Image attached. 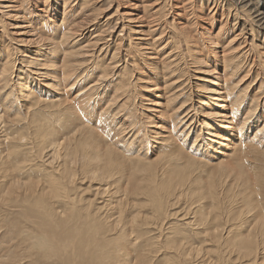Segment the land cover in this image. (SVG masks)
<instances>
[{
	"label": "bare ground",
	"instance_id": "bare-ground-1",
	"mask_svg": "<svg viewBox=\"0 0 264 264\" xmlns=\"http://www.w3.org/2000/svg\"><path fill=\"white\" fill-rule=\"evenodd\" d=\"M48 1L41 0L43 7L38 10L45 13L41 14L36 12V10L34 11L33 5L30 4L29 0H0V38L5 35L2 31V28L7 27L5 20L10 17L15 21L13 23L15 26L11 25V28L15 30L8 31V34L12 36L9 42H13L18 46L15 48H5L4 43H0L2 46V49H0V105L3 107V110H6L5 112H8L7 115L12 110L9 106L13 105L16 100H19V96L21 98L27 97L28 104L24 105V111L30 113L29 110L36 109L35 111L32 110L30 115L28 114V121L26 120L30 129L28 134L38 139L52 134L49 139L50 141L62 139L63 142L61 140V143L64 144V147L74 143L72 148L74 151L87 148L93 155L94 161L92 165L85 167L79 173L87 174L92 179L98 177L104 181V188L101 189L103 192L100 193H106L110 198L115 196L118 198L116 202L110 201L111 210L114 211L117 209H114V206H118V201H122V199L127 198L131 194H137L136 187H132V189L127 191L128 185L126 183H124V187L121 189L120 184L125 175H131L134 172L144 170V166H140L143 160L144 163L151 164L154 167L155 164H158L159 155L166 152L167 157L173 160L168 162L170 166L159 169V174L151 172L150 178L155 183L157 189L164 184L163 179L167 177L165 180L168 182L167 188L172 186V189L164 197L157 195L153 203L155 207L154 211L162 219L175 217L179 218V221L182 220V222L185 220L184 224L189 230H191L190 228L194 231L199 229L202 238H206V240L209 238L210 242H214L217 248L215 252L219 255V258L216 264H264V121L260 123V126L258 125L261 121L258 116L260 113H264V87L262 86L264 78L262 82H259L257 90L253 93L247 105L246 100L249 98L248 91L252 86L251 83H254V81L250 79V69L244 71L245 63H254L255 54L253 51L255 48H258L260 51L262 50L260 46L264 45V43L255 44L253 41L254 33H261L263 37L261 41H264V11L260 10L263 0H225V5H223L228 11L227 17L234 11L233 16L237 13L240 16H244V19L239 23V31L233 32L234 34L226 39V45L221 50V57L214 53L215 46L218 44L214 41L215 39L209 38L212 33L207 32L204 35L196 28L195 34L192 36L187 26L191 27L194 24L193 22L187 25L185 23H175V19H179V17L175 18V15L182 16L188 10L189 5H194L200 9L203 4L204 7L210 10L208 14L211 12V15H213L218 7L214 3L215 1L213 2L212 0H181L179 1V5H173L169 0H165L160 7L155 5L159 0H139L143 11H141V15H137L138 18L134 16L138 20H133L132 12H128L127 10L121 12L117 10V7L107 18L105 17L103 25L98 23L100 28L92 31L90 37L87 39H82L87 33L83 31L84 29L77 28L76 20L80 16L79 13L88 6L90 1L92 4L93 0H54L53 6H50ZM175 6L178 9L176 12L173 11ZM189 9L191 10V8ZM27 10L29 12H25ZM30 11L34 13L33 17L35 18L30 15ZM165 11L168 12L165 13ZM172 12L174 15H172L171 20H168L167 15ZM34 19L36 22H34ZM233 20H236V17ZM18 21H24V24L28 21L29 24H33V27L29 28V24L21 26ZM118 21H120L121 26L120 33L113 38L114 35L109 34L110 32L107 34L106 32L112 28V22L116 24ZM248 21L251 23H248ZM226 22L227 19L219 26L217 33L212 36L216 37L220 33L225 32ZM174 24L178 26L175 27ZM231 25L235 26L236 22L234 21ZM245 26H248L247 33L249 32L250 39L244 36L246 32L242 33L246 28ZM26 28H29L27 30L28 33L29 31H33L34 36L31 38L24 37ZM30 39L35 40L34 44L37 46L31 52L32 55H28V51L21 50L22 48L20 47L24 46V43L29 42ZM110 50L112 52L109 63L111 62L113 65L109 73L106 68L108 63L100 65L96 61L99 59L97 53L104 54L105 56ZM261 52L257 56L264 54V52ZM54 56H59L57 59L59 60V64L57 65L53 64L54 61H49ZM215 57H220L219 60L223 63L222 71L214 65V61L216 64ZM206 59L213 61L212 67L209 68L210 65L205 62L207 61ZM120 62L123 63L121 67L123 71H127V67L129 66L133 67L127 79L121 77L119 80L117 79V74L122 72L118 70ZM16 63L20 65L18 66ZM190 63L192 65L201 63V65L204 64V67H206L198 71L204 73L205 76L199 75V77L197 76L198 79H195L196 81H202V84L206 85V87L203 86L205 90L202 92L201 85L198 82L195 84L194 90H192V85L194 84L191 83V75L189 74L191 69ZM49 69H53L56 72L55 75L51 76L52 74H50ZM95 70L100 71L97 78L91 79L86 86L75 89L80 82L85 81L88 75H92ZM132 72L137 74L134 76V80H142V84H144L142 87L140 86V90H143L140 96L143 97H140L138 107L135 102L138 94H135V83L132 81L133 78L131 79ZM109 74L112 78L110 76L107 77ZM235 77H238L239 80L231 81ZM110 78L113 81H110ZM32 81L36 83L35 86L32 84ZM67 81L71 83H67L64 86L66 89L63 88V91L60 89V86H62L63 82ZM32 89H36L34 93ZM103 89H108L106 95L103 94ZM131 89L132 92L130 91ZM157 89L162 90V97L169 94L163 100H160L153 96L156 94ZM69 92L72 95L71 98ZM206 93H209V95H206ZM131 99L134 101H131ZM129 102L131 104H128ZM134 102L135 105H133ZM209 108H215L216 110ZM139 110L140 112H144L142 113V117L138 118L136 113ZM149 110H152L154 115L159 120H162L161 123L158 121L159 125L154 130L145 125L151 120L147 121L148 116L145 115V111ZM12 112L9 117L6 116L7 120H10V123L20 122L22 118L19 119L17 115H22L23 113L17 110H12ZM116 116L122 117V121L118 119L119 121L115 127L106 128L105 126H108L114 118L117 119ZM236 119L238 120L237 123L235 122ZM3 120L4 117L0 114L1 123ZM249 124H252V127ZM59 126L60 132H58ZM250 128L251 131H249ZM147 134L152 135V138L156 141L150 149L142 145V140L149 141ZM5 139L8 138L5 137ZM134 142H138V147L134 146ZM50 143L47 144L43 140H39L36 143L39 157L43 153H46L45 157L48 164V155L54 157L53 152L56 149ZM120 145L123 146L122 149H118ZM14 148L11 150L13 153L14 151L16 152ZM187 150L193 153L190 154V151ZM22 152L19 151L20 154ZM70 154L71 151L66 150L62 158H68ZM151 156L153 157L150 158ZM146 158L153 160L146 161ZM205 166L211 167L212 170L209 171ZM61 168L62 165L55 168L54 171L59 172ZM177 168L183 170L184 173L175 175L178 177L174 180L170 177L173 175L170 172L176 171ZM198 170L203 173L205 171L210 172L208 178H206L207 181L200 179V174L203 177V173L199 174ZM62 171H64L63 168ZM76 172L75 170L70 171L66 175L61 173L59 179L68 182ZM194 172H197L199 175L195 177ZM205 173L207 174V172ZM159 176H162V178L159 179ZM83 177L85 178L86 175ZM49 178V184L55 185V191L65 189L57 182L58 178H55V176ZM195 185L204 190V192L199 196L197 195L198 197L196 198H200L199 200L197 199L198 201L196 200L199 206L198 209L196 207L190 209L192 216L189 217V215L181 214L179 210L168 212V209L165 211L166 204H169V206L176 205L172 201L178 200V197L181 195L179 193L181 191L184 193L187 188H191L192 190ZM44 187L45 185L40 186L38 189L28 188L29 198L26 206L27 209L29 208L40 216L41 219L37 223L38 228L48 231L51 237L54 232L52 227L55 226L52 225L51 228L47 227L50 222V220L48 224L46 222L47 210L51 207L44 203ZM232 189L233 191H230ZM198 190L201 191L200 189ZM154 193L157 194V192ZM221 193L227 194V197L233 200V202L230 201L232 202L229 203L230 205H239L238 209L240 207V211L237 214L234 213L235 219L240 222L243 221V223L245 222L243 231L242 227L238 228V222L236 221L238 230L236 232L234 229L235 234L228 235L229 238L221 235L222 229H218V224L220 223L215 226L216 218L211 214L216 209L218 211V207L221 206L215 203V201L219 202L218 199ZM66 195L64 194L65 197ZM65 197L64 199H66ZM206 198H209L212 206H209L208 203L205 205L204 200ZM209 200L207 201L209 202ZM51 209L55 211L57 208L52 206ZM236 210L232 211V213ZM55 213L59 216L63 215L61 211H56ZM227 213L229 216L231 210H228ZM48 215L50 216L51 214L48 213ZM221 215L223 216V214ZM119 216L120 212L117 215V219L114 217L117 220L116 222L120 221ZM219 219H221V216ZM76 222L74 223L76 224ZM181 224H177L178 227H175L174 231L171 228H169L171 230H167L169 232L173 231L170 233L174 235H179L176 237L178 238L176 243L173 239L170 240L173 244L172 248L177 252L171 258L170 264H188L192 260L200 258L199 256H205L208 253L202 247L192 246L189 242L190 239L184 240L185 235L181 231L184 226ZM231 224V227L229 226L231 229L228 230L229 233L232 232V226L235 223ZM179 225L182 227L181 230ZM100 226L96 221L94 225L89 223L88 226H85L83 229L84 235L82 234V237L79 236L82 238L81 241L76 240L79 237L76 239H72L71 237L72 240L68 239V242L64 234L60 237L62 240L59 244L52 242L56 243L55 246H52L53 249H56L53 254V260L59 259L61 255L57 256L58 252L62 254V250L66 251L68 247L69 249H74L75 255L67 258L65 260L66 263L63 262L62 258L64 264L110 263L108 258L111 256L107 252L105 253V247L109 242L108 240H99L97 236L100 232L102 233L103 229H106V231H103V234H105L108 231L116 230L115 227L118 226L115 225L112 228L110 225L108 227L104 225L108 229L104 227L102 230V226ZM160 226L162 228V225ZM171 226L174 227V225ZM81 228L80 230L82 231ZM157 231L159 232V229ZM240 231L243 234H239ZM169 232H167V235ZM121 233L116 234L118 239H122L121 235L125 236L126 232L124 234ZM71 235L69 234V236ZM158 245L157 247H159ZM46 246L48 249V245ZM161 246L164 245L162 244ZM116 247L123 250L122 246L116 245ZM117 253L118 259H114L113 254H111L112 264H145L149 259L147 256L142 255L144 254L143 252L141 254L142 257H138L139 261L131 262V260H128L131 256L126 255L127 252L123 254V252L117 251ZM232 254L234 255L233 257H231Z\"/></svg>",
	"mask_w": 264,
	"mask_h": 264
},
{
	"label": "rangeland",
	"instance_id": "rangeland-1",
	"mask_svg": "<svg viewBox=\"0 0 264 264\" xmlns=\"http://www.w3.org/2000/svg\"><path fill=\"white\" fill-rule=\"evenodd\" d=\"M29 1H30V4L33 5L34 11L36 10V12H38V13L45 14L43 12H39V10H38L39 8L42 9V7H43L41 4V0H32V2H31V0H29ZM164 1L165 0H159V2L155 5H158V7H160L164 3ZM169 1L172 2L173 5H179V1H181V0H169ZM212 1L213 2L215 1L214 3L218 7L217 11H215V13L213 15H211V12L208 14V12L210 10H208L206 7H204L203 4H202V8L200 7L201 10L194 5H192V6L189 5L188 10L186 11V13L184 12V14L182 16H176L175 15V18L179 17V19H175V23H177V24L185 23L187 25L188 23L191 24L193 22L194 24H192L191 27H189V25L187 26L188 30L191 31L192 36H194L193 34H195L196 28L199 32H202V34H204V35L207 32L212 33L209 36V38L215 39L214 41L216 42V44H218L217 46H215V49H214L215 52L214 53L221 57V50L226 45V39L230 38L234 33L239 31V29H238V27H240L239 23L243 21L242 19H244V16H240L237 13L235 14V16H233L232 14L234 13V11H232V13L229 14L227 17L228 11L226 10V8L224 6L225 0H218V2H217V0H212ZM53 2H54V0H49L48 4H50V6H53V4H54ZM92 2L93 3L91 4V1H90L88 6H86L85 9L83 8L84 10H82V12L79 11V12H81V13H79L80 16L79 17L77 16L78 17L76 20L77 21V24H76L77 28L82 29V30L84 29L83 31L87 33L84 36V38H82V39H87L88 37H90V33L92 31L100 28L98 23H101V25H103L104 20L117 7H118L117 10L121 11V12L125 11V10H127L128 12H132L133 13V20H135V21L138 19L134 18V16L137 17V15L138 16L141 15L142 14L141 11H143V8L139 4L140 3L139 0H93ZM134 3H135V5H133ZM189 8H191V10ZM94 9H95V11H94ZM96 9H98V10H96ZM30 10H32V9H30ZM77 10H79V9H77ZM165 10H166V8H165ZM177 10L178 9L175 6L173 11L176 12ZM260 10L264 11V0L262 2V5L260 6ZM25 12H29V10H27ZM167 12L168 11H165V13H167ZM30 15H32V17H33L34 13L32 11H30ZM95 15H96V17H95ZM172 15H174L173 12L169 13L167 15L168 20H171ZM235 17H236V20H233V18H235ZM33 18H35V17H33ZM226 19H227V22L225 25V29H226V30H224L225 32L220 33L216 37L212 36V35H215L217 33L219 26L222 25V23H224ZM82 21H84V22H82ZM234 21L236 22L235 26L231 25V23H233ZM5 22L7 24V27L2 28V31L4 32L3 34H5V35H3L0 38V43L1 44L4 43L5 48L6 47H9V48L10 47H12V48L18 47L13 42H9V39L12 36H10L8 34L9 30L10 31L15 30V29L11 28L12 26H15L13 24L15 21L13 19H11L10 17H8L5 20ZM18 22H19V24H21V26L29 24L28 21L25 22V24L23 23L24 21H18ZM34 22H36L35 19H34ZM9 23H11V24L9 25ZM248 23H251V22L248 21ZM177 24H174V26L175 27L178 26ZM32 25L33 24H29L28 25L29 28H32L33 27ZM112 25H114V26H112ZM111 27L112 28H110L109 31H107L106 33L108 34L110 32L109 34L114 35L113 38H115V36H117V34L120 33L119 32L120 28H121L120 21H118L116 24H115V22H112ZM245 27L246 28L243 30L242 33L246 32L244 34V36H247L249 38V32L247 33L248 26H245ZM29 28H26V33L24 34V37L26 36V38H31L32 36H34L33 31H32L33 33L31 31H29V33L27 32V30H29ZM262 38L263 37H262L261 33H259V34L254 33L253 41L255 44L264 43V41L263 42L261 41ZM34 41L35 40L30 39L29 42H25L24 46L23 45L20 46L22 48L21 50L28 51V55L31 54V52L33 50H35V48L37 47L34 44ZM260 47H262V50L259 51L258 48H255V50L253 51V53L255 54V55L253 54L255 57L254 63H252V64L245 63V65H244L245 66L244 71H247L248 69H250V79L254 81V83L252 82L253 84L251 83L252 86L248 91L249 98L246 100L247 105L249 103L250 98L253 96V93L257 90L259 82L260 81L262 82L263 78H264V54L257 56V54L259 52H261V51L264 52V49H263L264 45H261ZM0 49H2L1 45H0ZM111 52H112V50H110V52L105 56H104V54H98L97 53L99 59L97 58L98 60L96 61L100 65H103V64L105 65L108 63V66H106V68H107L109 73L112 70L111 67L113 65V64H111V62L109 63ZM95 57H97V56H95ZM220 57H215L216 64L214 61V65H216V67L218 69H220V71H222L223 63L219 60ZM249 57H250V55H249ZM58 58H59V56H54L49 61H54L53 64L57 65V64H59V60H57ZM205 58H207V57H205ZM252 58H251V60H252ZM251 60H250V62H251ZM188 62H191V61H188ZM205 62H207L210 65L209 68L213 66V61L207 60ZM16 64L18 66L20 65L19 63H16ZM118 65L120 66L118 70L122 71V72L117 74L118 75L117 79L119 80L120 77L123 79H127L130 76V71H131V68H133V67H131V66L127 67L126 66L127 71H123V70H121L123 63L120 62ZM251 65H252V67H251ZM189 66L191 68L190 73H189L191 75V83L194 84V85L191 84L193 86L192 90H194L195 84H197V82H198V84H200L201 88H202L201 92L204 91L205 88H203V86L206 87V85H203L204 83L202 84V81H196L195 79H198L199 75L205 76L204 73H201L198 71L203 70L206 67H204V64L201 65V63H198V64L196 63V65L191 64ZM249 67H251V68H249ZM100 71H101V68H100ZM100 71L95 70V72L92 75H88L87 79L84 77V79H86V80L83 82H80L79 85L75 89L86 86L91 79L97 78ZM49 72H50V74H52L51 76L55 75V73H56V72H54L53 69H49ZM135 75H137V74L134 72L131 79L133 78L132 81H134L133 83H135V87H134L135 88V94L136 93L138 94L139 99L137 98L135 100L136 106L138 107L140 97H143V96H140V93H143V90H140V89L144 84H142L143 83L142 80L141 81L140 80L135 81L134 80ZM109 76H110V74L107 75V77H109ZM110 77L112 78V76H110ZM111 78H110V81H113V80H111ZM117 79H115V80H117ZM238 80H239V78L235 77L231 81H238ZM42 82H44V81L42 80ZM67 83H71V82H69V81L63 82L62 86H60V89H62L64 91L63 88H65L64 86ZM32 84H34V86L36 85V83L33 81H32ZM262 86L264 87V82H262ZM41 88H43V87H41ZM106 88H108V87H106ZM108 89H110V88H108ZM108 89H105V90L103 89L104 95H106ZM35 90L36 89H32L33 93L35 92ZM63 91H61V92H63ZM130 91L132 92V89ZM69 94H70V98H71L72 95L70 92H69ZM162 95H163L162 90L157 89L156 94L153 96H155L156 98H158L160 100H163V98H165L167 95L165 97H162ZM206 95H209V93H206ZM194 98H196V97H194ZM18 99L19 100H16L15 103L13 105H10L9 107H11L12 110H17L19 112H22L25 110L24 105L28 104V98L27 97L21 98L19 96ZM131 101H134V100L131 99ZM135 102L133 105H135ZM128 104H131V103L129 102ZM0 109L3 110V107H1V105H0ZM209 109L216 110L215 108H209ZM2 110L0 111V114H2V117H4V120L2 123L0 121V264H56V263L57 264H59V263L64 264V263H66L65 260H67V258H69L72 255H75L74 249L73 248L69 249L67 247L66 251L64 249L62 250V252H63L62 254L58 252L57 256H59V255H61V256L59 259L57 258L56 259L57 261H56V260H53V257H54L53 254L56 251V249L55 248L53 249L52 246H55L56 243L59 244V242L62 240V238H60V237L63 236L64 234L66 235L67 240L68 239L69 240L76 239L79 236L82 237L84 235V230H83L84 227L88 226L89 223H91V225H94L95 221L99 224V226H100V224H102L101 225L102 227L100 226L101 230L104 227L107 228L109 225L112 228L115 227V225L118 226V227H115L116 230L114 229L112 231H108L105 234H103V231H106V229H103L102 233L100 232V234L97 236L99 238V240L100 239L101 240H108L109 244L106 245V247H105V253L107 252L108 254H110L109 256H111V257H112L111 254H113L114 259L119 258L117 251H120V252H123V254L127 252L126 255L131 256L130 259H128V260H131V262L132 261L133 262L139 261V258L142 257V255H143V256H147L150 259V260L148 259V262H147L148 264H170L171 258H173V256L175 254H177V252L172 248L173 244H172V241L170 242V240L173 239V241L176 243V240L178 239L176 237L179 236V235L177 236L176 234L174 235L173 233H170V232H173L174 231L173 229L175 227H178L177 224L182 223L183 225L182 224L181 225L184 226L183 229H182L181 225H179V228H180V230L182 229L181 230L182 232H184V235H185L184 240L190 239L189 242L192 244V246L202 247L205 252H208L205 256H199L201 259L197 258L196 260H192L188 264H192V263L193 264H209V263L214 264V262L216 264V262L218 261L217 259L219 258V255L215 252L217 250V248L214 245V242L213 243L210 242L209 238H207V240H206V238H202L201 231L199 229H196L194 231L192 228H190L191 230H189V228L187 226H185V224H184L185 220L182 222V220L179 221L178 220L179 218H175V217L174 218L176 220L174 218L162 219V217L159 214H157L156 211H154L155 207H154L153 203L155 202L157 195L159 197H164L166 195V193L172 189V186L170 188H167L168 182L165 181L167 179V177L163 179L164 184L162 186L158 187L157 189H156L155 183L150 178L151 172H156L159 174L160 173V172H158L159 169H161L162 167H169L170 166V164L168 162L173 161V160L170 159L169 157H167L166 152H163L159 155L160 158L158 157L159 158L158 164H155L154 167L151 164L144 163L143 162L144 160H143L140 163V166H144V170L139 171V172H134L131 175H125L124 179L121 181L122 183L120 184L121 189H123L124 183H126L128 185L126 190L129 191L130 189H132V187H136L137 194H131L127 198L122 199V201H118V203H117L118 206H116V205H115L116 207L114 206V209L115 208H117V209H115L116 211H114V210H111V207H110L111 202L110 201L116 202L118 198H117V196L110 198L109 196L106 195V193H104L105 195L103 193H100V192H103L101 189L104 188V186H103L104 181H102L98 177H95V179L94 178L92 179L89 176H87V174L79 173V171L83 170L85 167L92 165V163L94 161L93 155L91 154L90 151L87 150V148H85L84 150L74 151V150H72L74 143L69 144L66 147H64V144L61 143L62 139H58L56 141L55 140L50 141L49 139L51 138L52 134H49L48 136H46L42 139L35 138L33 135L28 134V132H30V129H29V125L27 124L28 123L27 121H28V116L31 114L33 109L29 110L30 113H28L27 111L22 112L23 116L21 114L17 115L19 117V119L22 118L21 121L24 120L22 122L20 121L21 124L19 121L17 122L18 124L12 123V122H11L12 123L11 124L10 120H7L8 118L6 116L9 117V115L13 113L11 109H10L11 111H9L8 115H7L8 112H5L6 111L5 109L3 110L4 114H3ZM35 110L36 109L34 108L33 111H35ZM138 112L136 113L137 114L136 116H138V118L142 117V115H143L142 113L144 111L140 112V110H139ZM151 112H152V110L151 111L150 110L145 111V113H146L145 115L148 116L147 121L151 119L145 125L149 126L150 129L154 130L155 127L158 126L162 120L161 119L159 120L158 117H156V115H154L153 112L151 114ZM25 115L27 116V118H25L26 117ZM116 117H117V119L114 118L112 120V122L109 123V125L105 126V127L106 128L115 127L119 120L122 121V117H119V116H116ZM258 117L261 120L258 123V125L260 126V123L262 121H264V113L263 112L260 113ZM200 118H202V117L200 116ZM158 121H159V123H158ZM235 122L237 123L238 120L236 119ZM5 124H6V126H5ZM249 125L252 127V124H249ZM58 128H59L58 132H60V126ZM48 130H49V128H48ZM249 131H251V128L249 129ZM16 133H19V134H16ZM12 134L14 135V137ZM191 134H192V132H191ZM9 136H11V137H9ZM5 137H7L8 139H5ZM147 137H148L149 141L146 142L145 139L142 140V142H143L142 145H144L145 148L150 149V148H152L153 144L156 143V141L154 138H152V135H148ZM39 140H43V142H45L47 144L49 142H51L50 144H52V145H54V147H56L55 151L53 152L54 157H51L50 155H48L49 164L46 161V157H45L46 153H43V155H40L41 157L43 156L44 158L43 157L41 158L38 155L36 143H38ZM153 141H155V142H153ZM30 142H32V143H30ZM62 142H63V140H62ZM55 143H56V145H55ZM58 143H60V144L57 145ZM184 145H186V144H184ZM134 146L138 147V142H136V143L134 142ZM14 147L17 148L18 150L15 149ZM31 147H33V148H31ZM122 147L123 146L120 145V146H118V149H122ZM13 148H14V150H16V152L14 151V153L11 151V150H13ZM9 149H10V151H8ZM25 149H27V150H25ZM66 150H70L71 154L68 158L64 159V158H62V156H64V153ZM19 151L20 152L23 151L22 152L23 154L22 153L20 154ZM187 151H190V150H187ZM192 153L193 152L190 151V154H192ZM152 157L153 156H151L150 158H152ZM150 158H146L145 160L146 161L153 160V159L150 160ZM155 159H157V158H155ZM60 165H62V168L64 169L65 172L62 171V168L59 172L54 171V169ZM8 168H9V170H7ZM205 168L208 169L209 171L212 170V168L209 166H205ZM52 170L54 173L52 172ZM74 170L77 172L70 181L67 182L66 180L59 179V175H61V173L66 175L70 171H74ZM197 172L199 174L203 173V172H199V170ZM197 172L193 173V174H195L194 175L195 177H196V175H199V174H197ZM205 172H207V174ZM205 172L203 173V177H201L202 174H200L201 175L200 179L202 181H207L206 178H208V175L210 174V172L208 173V171H205ZM183 173H184L183 170H180L179 168H177L176 171L170 172V174H173L170 177H172L175 180L178 177L175 175H178V174L181 175ZM204 174H206L207 176ZM84 175H86L85 178L83 177ZM53 176H55V178H58L57 182L60 183L62 185V187L65 188L64 190L55 191V185L49 184V181H50L49 177H53ZM162 176H159V179H161ZM42 185H45V187H44V192H45L44 203H45V205H48L51 208H52V206L57 208L55 211L51 208L49 210H47V218H46L47 224H48V221L50 220L47 227L51 228L52 225L55 226V227H52L54 232L52 231L53 234L51 237H50L51 234L48 231L41 229V228H38L37 223L41 219L40 216L35 214L29 208L27 209V206H26V203L28 202V198H29L28 188L38 189ZM186 186H185V188H187ZM197 187L198 186L195 185L192 190H191V188L190 189L187 188V189H185L184 193L181 191V193H179L181 195L178 197V200L172 201L176 205L169 206V204L168 205L166 204L165 211H167L168 209H169L168 212H172V210H173V212L179 210V213H181V214H186V216L189 215V217L192 216V214H190V209H193L192 207H196L198 209L199 203L197 201L200 198L198 199L196 197H198L199 195L202 194V192H204V190H202L200 187H198V188ZM188 189L190 192L188 191ZM198 189H200L201 191H199ZM196 190H197V192H196ZM230 191H233V189ZM154 192H157V194ZM260 192H261V189H260ZM64 194H67L66 197L64 196ZM221 194H220V196L223 199L222 198L220 199V196H219V199H220V200L218 199L219 202L217 203L215 201V203L218 206H220V205L221 206L218 207L219 208L218 211L216 208H214L216 210L213 212L216 215L213 212L211 214L214 215L213 217L216 218V221H218V222L215 221V226L218 223H220V224H218V229H222L221 235L223 237L224 236L228 237V235H230L232 233L235 234V231L237 232L239 227H242V230H243L245 228V222L243 223V221H241L242 222V224H241L240 221L235 219V214H237L238 211H240V207L238 209L239 205L238 204H236V206L230 205L229 203H232L233 200L228 198L227 194H225V193H221ZM204 195H207V194H204ZM64 197L66 199H64ZM226 197H227V201H226ZM207 200H209V198H206L204 200L205 205H207V203H208L209 206H212V204H211L212 202L210 200L208 202ZM230 201H232V202H230ZM221 202H223L224 204ZM194 205H196V206H194ZM197 209H195V210H197ZM236 209H238V210H236ZM228 210L229 211L231 210V214H230L231 216L230 215L228 216V213H227ZM234 210H236V211L232 213V211H234ZM56 211H59V212L61 211V213H63V215L59 216L58 214L55 213ZM119 212H120V216H119L120 221L116 222L117 221L116 220L117 215H119ZM48 213L51 214L52 216L51 215L49 216ZM221 214H223V216ZM75 216H76V218H75ZM88 216H90V217H88ZM158 216H160V217H158ZM220 216H221V219H219ZM114 217H116V219H114ZM155 217H157V218H155ZM223 217H224V219H223ZM51 218L53 219V221ZM89 220H91V221H89ZM156 220H157V222H156ZM231 220H232V222H231ZM226 221H228L229 223ZM236 221L238 222L237 223L238 228L236 225ZM74 222H76V224ZM168 222H170L172 224H170ZM176 222H177V224L175 225ZM233 222L235 224H233V226H232L233 227L232 232L229 233L228 230L231 229L230 228L232 225L231 223H233ZM143 223L145 224V227H144ZM69 224H71L72 226ZM77 224H79V225H77ZM86 224H88V225H86ZM122 224H124L123 228H122ZM147 224H149V225H147ZM158 224H159V226H158ZM167 224H169V225H167ZM104 225H106L107 227ZM160 225H162V228ZM171 225H174V227ZM67 226H68V228H67ZM69 226H70V228H69ZM243 226H244V228H243ZM77 227H78V229H77ZM80 228L82 229V231L80 230ZM120 228H121V230H120ZM131 228H132V230H131ZM169 228H171L173 231H170V232L167 231V230H171ZM185 228H187V229H185ZM226 228H228V229H226ZM38 229H39V231H38ZM156 229L157 230L159 229V232ZM234 229H235V231H234ZM151 230H153V231H151ZM58 231H59V233H58ZM162 231L164 232V234ZM241 231L239 234H243ZM124 232H126V233L124 234ZM167 232H169L168 235H167ZM192 232H193V234H192ZM55 233L56 234L58 233L57 234L58 237L56 236ZM118 233L124 234L125 236L121 235L122 239H118L116 237L118 235ZM187 233H188V235H186ZM69 234L70 235L72 234V235L69 236ZM236 234H238V233H236ZM48 235H49V237H48ZM162 235H164V236L162 237ZM196 235H197V237H196ZM54 236H55V238H54ZM74 236H76V237L74 238ZM71 237H72V239H71ZM80 237H79V239H76V240L81 241L82 238H80ZM174 238H175V240H174ZM161 239H162V241H161ZM69 240H68V242H69ZM118 240H120L121 242L120 241L118 242ZM149 240H150V242H149ZM112 241H113V243H112ZM185 241H184V243H185ZM203 241H205V242L203 243ZM52 242H56V243L54 244ZM153 242L156 244H154ZM115 244L117 246H122L123 250L118 249ZM162 244L164 246L160 247V245H162ZM46 245H48V249H47ZM157 245L159 247H157ZM137 246H138V248H137ZM165 246H166V248H165ZM140 248H144V249H140ZM70 250H71V252H70ZM143 252H144V254H142ZM172 253H174V254H172ZM64 254H65V256H64ZM233 256L234 255L232 254L231 257H233ZM111 257H109L110 259L108 258V260H110V263H108V264H112V262H113V261H111V259H112ZM62 258H63L64 263L62 262ZM147 263H145V264H147Z\"/></svg>",
	"mask_w": 264,
	"mask_h": 264
}]
</instances>
